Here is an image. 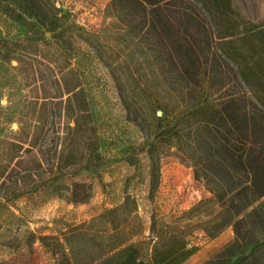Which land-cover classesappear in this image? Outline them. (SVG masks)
<instances>
[{
    "label": "rangeland",
    "instance_id": "rangeland-1",
    "mask_svg": "<svg viewBox=\"0 0 264 264\" xmlns=\"http://www.w3.org/2000/svg\"><path fill=\"white\" fill-rule=\"evenodd\" d=\"M33 1L45 11H38L36 18L28 13ZM107 3L0 0V131L15 129L28 108L39 110L36 123L42 130L29 153L31 157L27 153L22 161L32 167L39 149L54 140L61 143L68 127L77 124L80 134L68 135L71 174L91 184V194L83 202L69 201L54 192L0 202V262L4 264H117L123 259L121 243L136 239L131 234L133 220L114 227L99 220L94 223V217L126 201V208L138 213L147 235L152 215H178L209 195L202 182L193 178L192 167L174 155L161 156L158 183L154 191L150 190L146 171L149 160L143 150L150 136L141 117L128 112L123 104L126 90L139 89L135 86L137 63L143 60L139 46L134 47L127 38L131 34L134 41L142 37L143 50H149L154 37L162 39L163 50L170 52L169 64L181 59L163 30H150L146 9H121L114 24L106 28L102 19ZM232 4L244 29L264 28V0H232ZM166 15L177 19L172 11ZM110 19L111 13L106 21ZM76 24L90 30L106 28L100 47L75 32L72 27ZM205 32L198 25L183 30L194 39ZM250 140L264 143V131L250 132ZM261 148L264 151V146ZM238 180L244 182L245 177ZM263 199L257 198L241 213L245 222L251 223L248 237L262 242ZM233 235V227L228 224L211 237L179 239L149 253L146 261L202 264L229 244ZM238 253L226 263L232 264ZM246 264H264V244Z\"/></svg>",
    "mask_w": 264,
    "mask_h": 264
},
{
    "label": "trees",
    "instance_id": "trees-1",
    "mask_svg": "<svg viewBox=\"0 0 264 264\" xmlns=\"http://www.w3.org/2000/svg\"><path fill=\"white\" fill-rule=\"evenodd\" d=\"M51 6L55 9L54 1ZM125 8L146 9L150 30H163L181 59L169 64L170 52L163 50L162 39L154 37L149 50H143L142 37L138 41L132 34L127 38L139 46L143 60L137 63L135 86L139 89L126 90L123 104L141 117L150 136L143 149L149 160L150 190L158 183L161 156L174 155L192 167L193 178L202 182L209 195L178 215H152L147 235L138 213L129 211L126 201L105 209L93 221L116 227L133 220L131 234L136 239L121 243L123 259L117 264H147L149 253L179 239L214 236L228 224L234 231L232 241L202 264H228L237 250L232 264H246L264 244L248 237L251 223L241 215L264 196V143L249 141L250 132L264 131V28L244 29L232 0H108L102 19L106 28ZM40 10L45 12L33 1L28 13L36 18ZM167 11L177 19L168 18ZM110 13L112 19L106 21ZM192 25L200 26L205 34L197 39L184 34ZM72 28L98 48L106 29L90 30L78 24ZM38 116L39 110L30 107L15 129L0 131V202L46 192L64 195L72 202L86 201L91 184L71 174L73 161L68 160V135L80 134L77 124L68 127L61 143L54 140L39 149L34 166L22 164L25 154L31 157L42 130L36 123ZM53 132L59 138V132ZM239 176L245 177L244 182H239Z\"/></svg>",
    "mask_w": 264,
    "mask_h": 264
}]
</instances>
